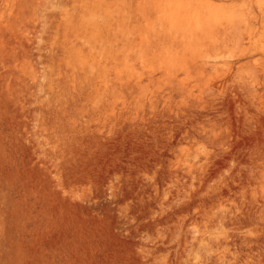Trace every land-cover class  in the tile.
<instances>
[{"label": "rangeland", "instance_id": "374dc122", "mask_svg": "<svg viewBox=\"0 0 264 264\" xmlns=\"http://www.w3.org/2000/svg\"><path fill=\"white\" fill-rule=\"evenodd\" d=\"M200 1L0 0V264H264V0Z\"/></svg>", "mask_w": 264, "mask_h": 264}, {"label": "bare ground", "instance_id": "6f19581e", "mask_svg": "<svg viewBox=\"0 0 264 264\" xmlns=\"http://www.w3.org/2000/svg\"><path fill=\"white\" fill-rule=\"evenodd\" d=\"M200 3L202 4L203 9L202 10H198V12H196L197 9H198L197 8L196 11H195L196 12L195 13V17H191V16L188 17V16L184 15L183 16V18H184L183 21L184 22H186L188 24L191 21V19L193 18L194 22H195V25H196V27H198V29L202 30L204 28V26H206L205 29L208 30V32L210 34H213V35L216 34V35H219V36L225 34L226 30L230 31L228 33H231V30L236 29L237 32L240 34L239 35L240 39L241 38L244 39L243 35H242V33H243L242 24H244L245 32H246V34L249 37H251L254 33H256V32H254V30H255L254 27H252L253 21L249 20L250 18L249 19L247 18L245 20L244 17H243V19H244V23H243L242 19L240 20L239 18H237L234 15H229L228 16L227 14L218 13L219 9H217L213 5V3L211 1L201 0ZM181 7L182 8H186L187 5L183 6L182 4H179V8L180 9H182ZM179 18H182V15H179Z\"/></svg>", "mask_w": 264, "mask_h": 264}]
</instances>
